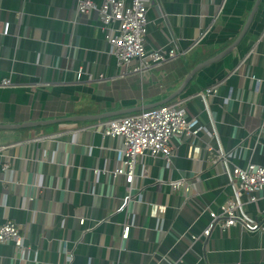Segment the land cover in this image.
I'll use <instances>...</instances> for the list:
<instances>
[{"label": "crops", "instance_id": "crops-1", "mask_svg": "<svg viewBox=\"0 0 264 264\" xmlns=\"http://www.w3.org/2000/svg\"><path fill=\"white\" fill-rule=\"evenodd\" d=\"M78 1L0 0V126L20 125L0 129V222L16 224L24 248L0 244V264H264V231L234 226L202 236L209 212L233 197L222 155L264 166V0H150L146 47L176 55L138 73L134 61L117 63L98 14L78 13ZM214 85L216 94H206ZM173 94L166 104L181 103L202 131L171 138L168 163L140 156L130 185L113 176L121 139L96 127L138 112L22 126ZM196 174L187 200L167 184ZM241 203L264 227V192Z\"/></svg>", "mask_w": 264, "mask_h": 264}, {"label": "built area", "instance_id": "built-area-1", "mask_svg": "<svg viewBox=\"0 0 264 264\" xmlns=\"http://www.w3.org/2000/svg\"><path fill=\"white\" fill-rule=\"evenodd\" d=\"M150 0H102L98 5L88 0H79L76 10L80 14L96 12L109 45V52L119 65L137 64L131 71L138 73L151 65L175 57V52L169 50L160 52L148 50L145 44L147 33L146 12ZM81 73L77 72L79 79ZM9 80L1 82V86H9ZM217 85L206 89V94H216ZM226 102L227 99H224ZM104 138H120L122 146L119 150L120 165L113 171V176H121L125 183L131 184L135 176V165L140 156L162 157L168 163L171 156L169 140L173 137L197 136L202 131L195 119L188 120L181 103L164 104L135 114L100 122L97 127ZM222 154V152H221ZM224 173L233 185V197L227 199L218 213L209 212L210 221L202 233L208 237L215 230H224L238 226L247 232L264 231L255 220L249 218L243 208L241 199L245 196L249 203L258 199V194L264 192V166L247 163L245 166H235L222 155L219 160ZM196 175L184 179L170 180L167 184L175 191H181L187 200L192 187L190 181ZM132 200L130 194L122 199L117 211H122ZM83 225L84 220H79ZM130 224L122 229L121 238L127 239ZM195 237H192L194 239ZM0 244H11L19 253H23V238L18 227L12 221L0 222Z\"/></svg>", "mask_w": 264, "mask_h": 264}, {"label": "water", "instance_id": "water-1", "mask_svg": "<svg viewBox=\"0 0 264 264\" xmlns=\"http://www.w3.org/2000/svg\"><path fill=\"white\" fill-rule=\"evenodd\" d=\"M242 34H243V32L241 33V35ZM236 43L237 42H234L233 44H231L230 46H228L225 50H223L219 55L215 56L214 58H211L210 60H207V61H205V62L197 65L195 68H193V70L187 76V78L184 81V83H187V81L189 80V78L195 72H197L201 68H203V67L211 64L215 60L223 57L225 54L229 53L236 46ZM177 93H179V92H177ZM175 95L176 94H173L172 96H169L167 99L161 100V101L156 102V103H153V104L143 105V106L135 107V108H132V109H127V110H121V111H118V112H108V113H104V114H100V115H96V116H73V117H68V118H61V119L52 120L51 122H37V123H32V124L31 123H27V124H23L22 126H31V125L45 124V123H52V122L87 121V120H99V119L112 118V117L117 116V115L135 113V112H139V111H143V110H148V109H152V108H155V107L164 105L167 102H169L171 100V98H173ZM18 127H20V125L19 126H0V129H16Z\"/></svg>", "mask_w": 264, "mask_h": 264}]
</instances>
